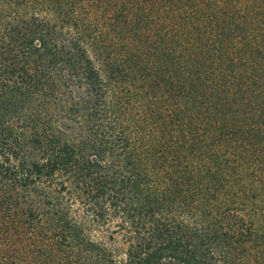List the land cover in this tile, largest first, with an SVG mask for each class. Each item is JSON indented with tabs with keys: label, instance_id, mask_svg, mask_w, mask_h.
I'll return each mask as SVG.
<instances>
[{
	"label": "trees",
	"instance_id": "obj_1",
	"mask_svg": "<svg viewBox=\"0 0 264 264\" xmlns=\"http://www.w3.org/2000/svg\"><path fill=\"white\" fill-rule=\"evenodd\" d=\"M0 13V234L37 220L74 264H264V0Z\"/></svg>",
	"mask_w": 264,
	"mask_h": 264
},
{
	"label": "rangeland",
	"instance_id": "obj_2",
	"mask_svg": "<svg viewBox=\"0 0 264 264\" xmlns=\"http://www.w3.org/2000/svg\"><path fill=\"white\" fill-rule=\"evenodd\" d=\"M9 22L0 13V29L4 30L9 26ZM125 26L123 22H120ZM6 209L0 204V224L4 223ZM38 221L24 216L22 222L17 223L14 232L9 235L0 234V264H74L75 260L71 253V248L61 245L62 240L52 233H42L37 231L35 226ZM52 237L50 240L43 242ZM99 238H105L103 235ZM59 239V242L57 240ZM5 242V243H3ZM51 242H54L53 244ZM59 244V245H58Z\"/></svg>",
	"mask_w": 264,
	"mask_h": 264
}]
</instances>
